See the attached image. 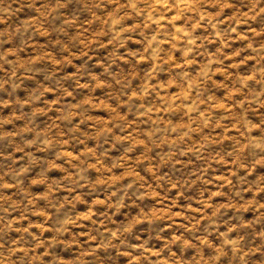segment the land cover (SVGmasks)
Listing matches in <instances>:
<instances>
[{
  "label": "clouds",
  "instance_id": "obj_1",
  "mask_svg": "<svg viewBox=\"0 0 264 264\" xmlns=\"http://www.w3.org/2000/svg\"><path fill=\"white\" fill-rule=\"evenodd\" d=\"M0 264H264V0H0Z\"/></svg>",
  "mask_w": 264,
  "mask_h": 264
},
{
  "label": "rangeland",
  "instance_id": "obj_2",
  "mask_svg": "<svg viewBox=\"0 0 264 264\" xmlns=\"http://www.w3.org/2000/svg\"><path fill=\"white\" fill-rule=\"evenodd\" d=\"M167 233H165V235H166Z\"/></svg>",
  "mask_w": 264,
  "mask_h": 264
}]
</instances>
